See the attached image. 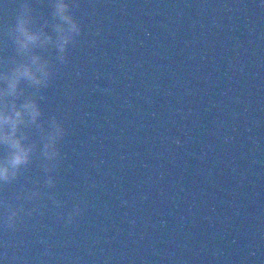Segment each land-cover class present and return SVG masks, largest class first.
Returning a JSON list of instances; mask_svg holds the SVG:
<instances>
[{
  "label": "water",
  "instance_id": "1",
  "mask_svg": "<svg viewBox=\"0 0 264 264\" xmlns=\"http://www.w3.org/2000/svg\"><path fill=\"white\" fill-rule=\"evenodd\" d=\"M70 3L64 62L37 48L52 77L21 84L42 114L0 182V264H264V0ZM25 4L52 32V0H0V72Z\"/></svg>",
  "mask_w": 264,
  "mask_h": 264
},
{
  "label": "clouds",
  "instance_id": "2",
  "mask_svg": "<svg viewBox=\"0 0 264 264\" xmlns=\"http://www.w3.org/2000/svg\"><path fill=\"white\" fill-rule=\"evenodd\" d=\"M73 6L70 0H52V32L49 33L43 28L32 29L29 6L25 4L12 29L16 52L21 59L7 72H0V145L9 149V156L0 161V182L13 180L18 170L31 160L32 147L25 143L27 137L21 135L20 130L25 124H35L42 113L33 98L17 103L23 96L21 84L42 89L52 77L50 61L37 54V48H55L59 61L64 62L66 49L81 32V25L71 12ZM49 127L51 131L45 133L43 155L47 160H54L59 155L56 143L63 135V128L55 120ZM47 183L51 186L53 178L49 177ZM17 215L16 210L11 211L6 222L8 227L14 226Z\"/></svg>",
  "mask_w": 264,
  "mask_h": 264
}]
</instances>
